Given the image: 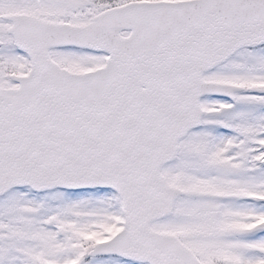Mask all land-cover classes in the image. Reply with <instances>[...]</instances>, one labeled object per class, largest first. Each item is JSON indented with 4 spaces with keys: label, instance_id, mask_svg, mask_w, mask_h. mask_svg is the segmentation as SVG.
I'll return each mask as SVG.
<instances>
[{
    "label": "snow or ice",
    "instance_id": "6c2138e0",
    "mask_svg": "<svg viewBox=\"0 0 264 264\" xmlns=\"http://www.w3.org/2000/svg\"><path fill=\"white\" fill-rule=\"evenodd\" d=\"M0 264H264V0H0Z\"/></svg>",
    "mask_w": 264,
    "mask_h": 264
}]
</instances>
